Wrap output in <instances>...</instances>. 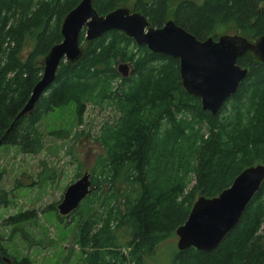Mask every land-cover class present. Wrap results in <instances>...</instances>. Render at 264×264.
I'll list each match as a JSON object with an SVG mask.
<instances>
[{"label": "trees", "instance_id": "16d2710c", "mask_svg": "<svg viewBox=\"0 0 264 264\" xmlns=\"http://www.w3.org/2000/svg\"><path fill=\"white\" fill-rule=\"evenodd\" d=\"M80 1L0 0V145L36 154L44 148L39 125L55 109L72 104L80 124L89 104L113 107L117 118L97 136L104 152L88 172L94 189L65 217L76 219L80 264H148L199 196L213 197L243 169L264 164V63L250 50L239 56L247 74L212 114L183 87L177 58L137 45L120 30L92 40L81 31L79 57L62 60L33 108L19 115L44 57L62 40L64 17ZM126 1L92 0V7L105 15ZM130 10L152 27L172 19L199 40L217 38L220 29L250 41L264 35V0H136ZM51 133L61 137L62 130ZM7 204L0 191V206ZM0 264L33 262L11 255L0 238ZM62 264H71L68 256ZM170 264H264V180L216 248H177Z\"/></svg>", "mask_w": 264, "mask_h": 264}, {"label": "water", "instance_id": "95a60500", "mask_svg": "<svg viewBox=\"0 0 264 264\" xmlns=\"http://www.w3.org/2000/svg\"><path fill=\"white\" fill-rule=\"evenodd\" d=\"M112 29L122 31L137 45H145L152 52L177 58L183 87L200 99L203 110L212 114L217 113L247 74V69L237 64L239 56L250 50L264 63V35L256 41L236 33L199 40L172 19L166 20L161 27H152L142 13L125 6L98 15L92 0H81L64 17L62 40L44 57L42 76L19 115L33 108L37 98L54 80L62 60L73 62L79 57L81 31L87 40H92ZM263 180L264 164H256L243 169L217 195L199 196L184 223L176 228L177 248L195 247L205 251L216 248L238 222ZM92 189L90 175L85 171L65 188L56 205L58 213L68 215Z\"/></svg>", "mask_w": 264, "mask_h": 264}, {"label": "rangeland", "instance_id": "374dc122", "mask_svg": "<svg viewBox=\"0 0 264 264\" xmlns=\"http://www.w3.org/2000/svg\"><path fill=\"white\" fill-rule=\"evenodd\" d=\"M135 1L127 0L124 6L131 9ZM218 33L236 32L220 29ZM117 115L113 107L89 104L82 122L77 124L74 107L69 104L55 109L41 121L39 130L44 148L40 152L25 154L17 146L0 145V191L8 197V204L0 206V238L11 255H26L33 264H62L67 256L71 264L81 263L80 250L73 244L76 219L47 207L56 206L65 188L85 171L91 173L97 157L104 152L97 139L100 128ZM57 130H62L61 137L51 133ZM66 132L70 133L68 138H64ZM27 211L34 212L31 218L20 223L7 221ZM59 216H63L62 220ZM117 234L121 242L127 238L121 229ZM176 249L177 236L168 238L156 246L147 262L170 264Z\"/></svg>", "mask_w": 264, "mask_h": 264}]
</instances>
